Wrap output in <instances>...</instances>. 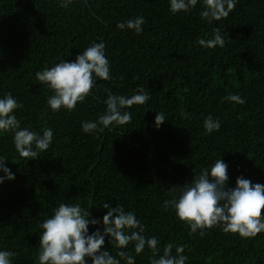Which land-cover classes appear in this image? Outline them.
Masks as SVG:
<instances>
[{
  "label": "trees",
  "instance_id": "1",
  "mask_svg": "<svg viewBox=\"0 0 264 264\" xmlns=\"http://www.w3.org/2000/svg\"><path fill=\"white\" fill-rule=\"evenodd\" d=\"M59 0H0V98L11 93L23 104L15 115L21 127L54 138L35 160L19 157L13 134H0V156L15 179L0 184V251L15 252L13 264H39V225L60 203H79L102 221L107 209L122 205L156 237L184 246L186 264H264V233L244 239L221 228L189 236V227L164 209L173 186L189 183L215 160L228 165V187L243 176L264 185V0H237L227 19L209 24L199 2L173 15L169 0H75L68 9ZM143 16V31L117 28ZM219 28L223 48H204ZM105 43L111 79L96 86L75 111L53 113L52 94L35 73L61 59L75 60L90 44ZM144 88L146 105L130 109L132 121L103 133H84L81 125L106 111L105 89L126 97ZM239 94L243 105L227 101ZM190 118H181V111ZM166 121L157 128L156 113ZM220 128L204 134V120ZM4 173L0 172V176ZM264 214V213H262ZM102 223L89 226V233ZM105 249L118 251L105 237ZM124 251L135 264H150V252ZM162 254V251H161ZM121 264H124L121 261Z\"/></svg>",
  "mask_w": 264,
  "mask_h": 264
},
{
  "label": "clouds",
  "instance_id": "2",
  "mask_svg": "<svg viewBox=\"0 0 264 264\" xmlns=\"http://www.w3.org/2000/svg\"><path fill=\"white\" fill-rule=\"evenodd\" d=\"M203 10L201 19L211 24L213 21L227 19L235 10L237 0H199ZM75 0H59V7L68 9ZM198 0H169V11L175 15L179 12L188 13L196 7ZM145 19L137 16L126 22L118 23L119 29H130L136 34L143 31ZM197 43L204 48H223L225 38L220 29H213L210 39H198ZM111 65L105 54V43L95 42L86 47L75 60L66 62L61 59L51 67H45L35 73L39 84L44 85L52 94L47 98V105L55 113L62 108L73 112L78 103H83L96 86L97 79L108 81ZM107 98L104 101L106 111L95 121H85L81 128L84 133H103L115 126L131 123L130 109L134 106L146 105L150 94L144 88L126 97L113 94L105 89ZM225 100L243 105L245 100L239 94H229ZM23 108L22 103L9 92L0 98V134L12 133L15 151L24 160H35L40 154L47 152L52 144L54 133L52 128L43 129L42 134L21 127L15 112ZM181 118H190L189 114L181 111ZM166 121L163 113H156L155 126L159 128ZM204 134L209 135L220 128L219 119L208 115L204 120ZM7 159L0 156V184L5 180L15 179L5 166ZM228 165L217 159L210 166L202 169L198 175L192 176L189 183L173 186L169 195L172 197L164 201V209L171 208L176 218L189 227V236L199 234L204 237L207 231L221 228L226 234L238 235L240 238L252 239L264 233V185L252 183L243 176L236 178L235 187H228ZM107 212L102 221L91 218L89 209L79 203H60L50 218L40 225L42 232L39 236V264H135V256L124 251L129 244L134 245L136 255L141 254L145 247L150 252V264H186L188 257L184 255V246L175 248L167 243L163 249L156 237L143 235L145 226L140 223L132 211H125L122 205L111 207L110 203H103ZM102 223V231L96 228L89 233V226ZM105 237L118 251L113 256L106 250ZM162 251V254H161ZM12 251H0V264H13Z\"/></svg>",
  "mask_w": 264,
  "mask_h": 264
}]
</instances>
